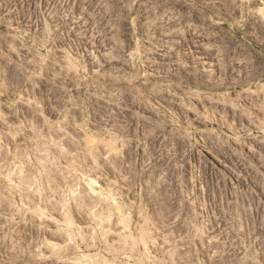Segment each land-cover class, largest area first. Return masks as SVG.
<instances>
[{
	"label": "rangeland",
	"instance_id": "374dc122",
	"mask_svg": "<svg viewBox=\"0 0 264 264\" xmlns=\"http://www.w3.org/2000/svg\"><path fill=\"white\" fill-rule=\"evenodd\" d=\"M0 264H264V0H0Z\"/></svg>",
	"mask_w": 264,
	"mask_h": 264
},
{
	"label": "bare ground",
	"instance_id": "6f19581e",
	"mask_svg": "<svg viewBox=\"0 0 264 264\" xmlns=\"http://www.w3.org/2000/svg\"><path fill=\"white\" fill-rule=\"evenodd\" d=\"M21 181L24 182V183H28L30 181L29 177L28 176H23L21 178Z\"/></svg>",
	"mask_w": 264,
	"mask_h": 264
}]
</instances>
